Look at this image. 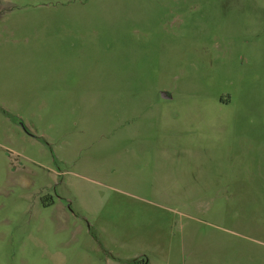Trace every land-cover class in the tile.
<instances>
[{"label":"rangeland","instance_id":"obj_1","mask_svg":"<svg viewBox=\"0 0 264 264\" xmlns=\"http://www.w3.org/2000/svg\"><path fill=\"white\" fill-rule=\"evenodd\" d=\"M0 264H264V0H0Z\"/></svg>","mask_w":264,"mask_h":264},{"label":"crops","instance_id":"obj_2","mask_svg":"<svg viewBox=\"0 0 264 264\" xmlns=\"http://www.w3.org/2000/svg\"><path fill=\"white\" fill-rule=\"evenodd\" d=\"M166 95H165V97H163V98H170V95L171 94H168V93H165Z\"/></svg>","mask_w":264,"mask_h":264},{"label":"water","instance_id":"obj_3","mask_svg":"<svg viewBox=\"0 0 264 264\" xmlns=\"http://www.w3.org/2000/svg\"><path fill=\"white\" fill-rule=\"evenodd\" d=\"M165 95H166V94H165V93H163V97H165Z\"/></svg>","mask_w":264,"mask_h":264}]
</instances>
